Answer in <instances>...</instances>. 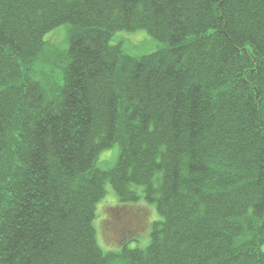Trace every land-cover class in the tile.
Masks as SVG:
<instances>
[{"label": "trees", "instance_id": "trees-1", "mask_svg": "<svg viewBox=\"0 0 264 264\" xmlns=\"http://www.w3.org/2000/svg\"><path fill=\"white\" fill-rule=\"evenodd\" d=\"M139 31L156 50L125 54ZM106 185L155 209L143 249L99 245ZM263 242L264 0H0V264H264Z\"/></svg>", "mask_w": 264, "mask_h": 264}, {"label": "rangeland", "instance_id": "rangeland-1", "mask_svg": "<svg viewBox=\"0 0 264 264\" xmlns=\"http://www.w3.org/2000/svg\"><path fill=\"white\" fill-rule=\"evenodd\" d=\"M66 35V27L62 26L52 35L56 40L63 42ZM123 39V52L132 56H143L156 50L157 44L144 32L120 34ZM57 42V41H56ZM54 44H59L55 43ZM62 44V43H61ZM53 55H50V60ZM51 64H38L36 70L43 72L49 79L57 82L60 69ZM44 83V81H42ZM108 154V155H107ZM99 167L106 169L112 160L111 153L106 151L100 156ZM109 163V164H108ZM106 195L95 206V218L93 226L96 230L97 240L105 251L117 250L125 245L144 248L148 243V232L151 224L158 219L153 206L140 201L133 205L120 206L109 185L105 186ZM140 194V189L137 190ZM134 239H136L134 241ZM264 252V242L260 246Z\"/></svg>", "mask_w": 264, "mask_h": 264}]
</instances>
